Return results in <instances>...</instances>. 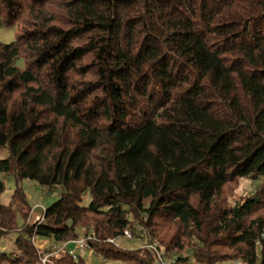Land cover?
I'll list each match as a JSON object with an SVG mask.
<instances>
[{
  "label": "trees",
  "instance_id": "1",
  "mask_svg": "<svg viewBox=\"0 0 264 264\" xmlns=\"http://www.w3.org/2000/svg\"><path fill=\"white\" fill-rule=\"evenodd\" d=\"M16 25L0 43V240L15 234L17 257L0 264L90 233L104 263L159 264L118 243L137 226L174 264H264V0H0ZM243 178L260 182L231 204ZM23 180L61 189L33 222Z\"/></svg>",
  "mask_w": 264,
  "mask_h": 264
},
{
  "label": "rangeland",
  "instance_id": "2",
  "mask_svg": "<svg viewBox=\"0 0 264 264\" xmlns=\"http://www.w3.org/2000/svg\"><path fill=\"white\" fill-rule=\"evenodd\" d=\"M18 34H19V30L17 25L13 27L0 26V43L9 44L16 39ZM22 64L23 62L21 59L18 60V62L16 63L18 67H21ZM6 155H7V151L4 149H0V159L6 157ZM3 180L5 184V190L1 196V202L2 204L6 205L9 203L10 197L14 190V180L12 177H8V176H3ZM259 182H260L259 179H253V178L241 179L238 183V187L234 191V194L229 199L230 203L234 204L237 200H239V198L252 194L257 189ZM22 187L25 191L30 206L33 208L30 218L31 221L40 218L43 210L49 205H51L53 202H55L59 197V193L61 192L60 188H54L51 191L42 189L38 185V183L30 180H23ZM87 202L88 199H86V203ZM18 222L21 223L20 217H18ZM14 239H15V234H12L0 240V253H5L10 257V259L17 257V253L14 248ZM118 243L121 245L122 248H126V249L136 248L140 246L139 242L126 241L122 239H120ZM185 255H187V252L181 254V256H185ZM166 259L169 262H171L175 259V256H167ZM85 261L86 264H123L120 262L104 263L100 258L96 257L92 253L88 255V258ZM3 264H9V261ZM190 264H194V263L191 262ZM233 264H239V263L236 262Z\"/></svg>",
  "mask_w": 264,
  "mask_h": 264
},
{
  "label": "built area",
  "instance_id": "3",
  "mask_svg": "<svg viewBox=\"0 0 264 264\" xmlns=\"http://www.w3.org/2000/svg\"><path fill=\"white\" fill-rule=\"evenodd\" d=\"M136 231L138 235V241L139 243H141V247L152 251L153 254L156 256V259L159 264H174L173 261L169 262L166 259L165 255L160 250L156 241L148 238L146 236V232H144L141 227L137 226ZM121 237L122 239L130 241L134 239V235L131 229H124ZM93 239L94 235L90 233L86 235H80L76 240L67 243H54L52 240H46L47 246H45L44 248H38L36 244L37 240H35L34 245L37 249L38 260L37 262L31 264H53L51 259L62 253H67L74 261H77L82 252L92 253L88 243ZM107 242L110 244L118 245L115 240H107Z\"/></svg>",
  "mask_w": 264,
  "mask_h": 264
},
{
  "label": "crops",
  "instance_id": "4",
  "mask_svg": "<svg viewBox=\"0 0 264 264\" xmlns=\"http://www.w3.org/2000/svg\"><path fill=\"white\" fill-rule=\"evenodd\" d=\"M38 219V218H37ZM35 221V220H34ZM33 222V221H32ZM37 246H38V248H44L45 246H47V241L46 240H37ZM90 254V252H82L81 254H80V256L82 257V258H84L85 260L88 258V255ZM94 255V254H93ZM96 257H98L97 255H95ZM99 258V257H98Z\"/></svg>",
  "mask_w": 264,
  "mask_h": 264
}]
</instances>
